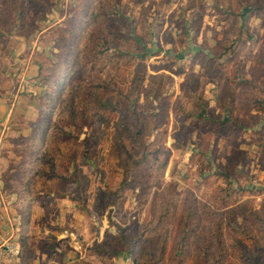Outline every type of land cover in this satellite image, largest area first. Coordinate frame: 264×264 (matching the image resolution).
<instances>
[{"label": "rangeland", "instance_id": "374dc122", "mask_svg": "<svg viewBox=\"0 0 264 264\" xmlns=\"http://www.w3.org/2000/svg\"><path fill=\"white\" fill-rule=\"evenodd\" d=\"M248 6L0 0L5 111H14L19 94L38 97L31 124L1 120L0 112V181L15 194L5 182L30 158L25 138L43 133L36 119L45 120L46 146L63 147L51 158L66 165L35 203L28 264H264V222L250 214L264 217V101L247 99L264 94L242 85L264 82L251 74L264 44V14L249 18ZM248 18L238 58L210 78L199 51L212 58L208 48ZM66 65L67 83L55 91ZM226 79L229 93L221 92ZM203 110L249 123L241 129L232 122L229 134L217 135L198 116ZM223 167L228 176L220 175ZM21 239L9 242L22 250Z\"/></svg>", "mask_w": 264, "mask_h": 264}, {"label": "trees", "instance_id": "16d2710c", "mask_svg": "<svg viewBox=\"0 0 264 264\" xmlns=\"http://www.w3.org/2000/svg\"><path fill=\"white\" fill-rule=\"evenodd\" d=\"M229 1L231 2L232 0ZM240 2L242 4L243 3L250 4V6H248L244 11V14H246L249 18L264 14V0H240ZM195 7H196L195 4L192 3L191 5H189L188 9H192ZM249 18L243 20V23L241 25L232 23L230 27L225 31L223 38L221 40H218L213 48H208V50L213 53L212 58H209L207 55H205L203 53L204 52L203 49L199 51V53L202 56V58H200V61H207V66L205 68L206 71L209 72L208 75L210 78L223 76L222 74L226 72L225 71L226 70L225 66L227 64L226 62H230L238 58L239 54H238L237 44L240 43L239 40L242 38L243 34L249 33L248 32L249 29L247 26L249 24L248 23ZM230 50L233 51V55H231V57L229 58L227 57L224 58L225 55ZM75 51L77 52L78 50L75 49ZM178 55H179L178 57H183L180 53ZM68 61H71V58L68 59ZM255 62L257 66L251 68L252 76L256 78H264V44L261 48L260 54L257 55ZM68 71H69L68 65H66L64 68L61 67V69L58 71L57 74L58 80L52 82L53 85L52 87L55 88V91L58 90L59 92H61V89H64L65 83H67ZM252 83L254 82H250L248 80L246 81V84H242V85H244L245 89L248 91H251L253 88H255L258 91L257 93L264 94V86H263L264 82L262 84V87L257 85L256 83L255 84ZM230 90H231V86L229 85L227 79L226 81L223 80L221 86V92L229 93ZM70 91H72V88L70 89ZM53 95L54 93H51L49 96L54 97ZM247 99L257 104H262L264 101L263 99H260L259 96H255V94L253 98H247ZM108 104L111 105V103ZM72 114H74V112H72ZM198 116L206 120L208 122V126L212 127V129H215L217 135L229 134L232 131L231 128L232 122L235 124V126L240 127L241 129L247 128L246 124L244 123H247L248 120H242V118H238V117H235L234 119L229 118L226 120H222L223 119L222 116L213 113L209 114V111L206 112L205 110L198 113ZM250 118L255 120L256 117L250 115ZM258 120L259 118L257 119V121ZM36 124L38 127L42 128L43 133L40 134L39 136V134L34 131V134L31 135V137L25 138V140L28 141V143L30 142L29 143L30 146L28 149L29 152L28 155H30V158L28 159L26 164H24V162H23L24 165L20 166L19 164L18 166L19 169L15 170L16 172L14 171L13 180H8V181L6 180L5 182V186H6L5 189L10 193H15L18 195V201L17 204L15 205L17 211L22 216L21 256L23 258L24 263L26 264H27V257L30 254H32V252H30L29 246L31 245L30 238L33 236V234L29 233V228L35 225L34 223L37 218L36 211L34 210L35 203L37 199L39 197H42L44 193L45 195L50 194L51 190L53 189L50 178H54V179L58 178V180L62 179L63 174L61 172H58V169L60 171L61 168L65 169L66 167V165H64L63 167H59L58 165L59 158H57L56 161L53 158H51V156L53 155L52 151L60 153L63 151V147L61 144L56 145V148H52V147L50 148L46 146L48 134H45L46 123L44 118L38 119V122L36 119V121L34 122V126ZM125 133L128 136L131 137L134 136L133 131H131L129 128L126 130ZM21 167L23 168L22 170H20ZM222 171L223 172L220 174L221 176H228L227 167H223ZM123 174H125V171H123ZM60 188L64 189L65 185H61ZM58 195L62 197L61 196L62 194H58ZM229 213L233 214L234 210H231ZM250 214H252L253 215L252 217L257 218V220H259L260 222H264V217L259 216L257 213L251 212ZM236 244L238 245L237 246L238 249L241 248L245 250L247 249L246 246H244L243 241L241 240H237ZM96 245H100V244H96ZM222 249L223 248L219 249L221 255H222ZM220 261H222V256L220 257Z\"/></svg>", "mask_w": 264, "mask_h": 264}, {"label": "crops", "instance_id": "0c3cea01", "mask_svg": "<svg viewBox=\"0 0 264 264\" xmlns=\"http://www.w3.org/2000/svg\"><path fill=\"white\" fill-rule=\"evenodd\" d=\"M219 1L221 2V0ZM218 6L220 7L221 5ZM31 85L34 86L35 83L32 82ZM30 88L32 87L30 86L27 87V89ZM2 93H3V89H2ZM17 97H19V101L15 102L13 106L14 111H12V113L10 112V114H9L10 109L9 111H5L7 109L5 99L0 97V112L3 115L1 120L4 119L9 122V121H14L15 119H21L26 121V124H31L35 120L36 111L38 108V97H36V95L31 93L27 95L19 94L17 95ZM19 109H21L20 111L21 114L19 112ZM7 114H9L8 117ZM11 114L13 115V118H11ZM0 153H1L0 157L4 156L2 150L0 151ZM3 170L4 169L2 168V166H0V176L3 173ZM17 201H18V195L17 194L9 195L4 190L2 181H0V243L9 242L13 239L17 240L18 237L22 236V227H21L22 216L17 211L15 205L17 204ZM34 210L36 211V215L39 216L40 212L36 210V206H34ZM34 232L35 229L33 226H31L29 228V233L33 234ZM28 263L29 262H27V264ZM14 264H16V262H14ZM17 264H26V263H24V261L21 260V262Z\"/></svg>", "mask_w": 264, "mask_h": 264}, {"label": "built area", "instance_id": "2783aa9c", "mask_svg": "<svg viewBox=\"0 0 264 264\" xmlns=\"http://www.w3.org/2000/svg\"><path fill=\"white\" fill-rule=\"evenodd\" d=\"M21 249L16 242L0 243V264H14L20 262Z\"/></svg>", "mask_w": 264, "mask_h": 264}]
</instances>
